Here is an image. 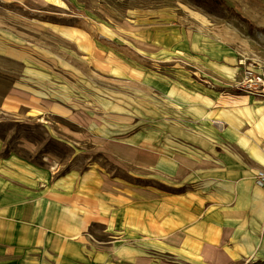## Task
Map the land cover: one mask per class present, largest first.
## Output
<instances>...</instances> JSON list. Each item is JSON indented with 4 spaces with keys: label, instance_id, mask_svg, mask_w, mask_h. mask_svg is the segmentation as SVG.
Segmentation results:
<instances>
[{
    "label": "rangeland",
    "instance_id": "rangeland-1",
    "mask_svg": "<svg viewBox=\"0 0 264 264\" xmlns=\"http://www.w3.org/2000/svg\"><path fill=\"white\" fill-rule=\"evenodd\" d=\"M221 1L0 0V156L91 193L94 250L116 257L122 246L149 264H194L165 254L164 242L148 237L144 221L151 208L160 209L154 207L160 199L184 192L182 181L196 176L195 166L178 174L174 156L195 163L204 156H240L233 143L246 132L237 135L234 127L246 125L264 149V132L226 101L245 95L234 86L240 55L264 63V0ZM225 29L247 46L223 36ZM138 43L153 49L142 51ZM9 48L30 58L12 59ZM11 91L28 96L16 110L3 108ZM46 102L90 122L52 112ZM253 102L264 113V105ZM109 142L152 152L156 164L125 161ZM134 215L146 230L137 238L117 224Z\"/></svg>",
    "mask_w": 264,
    "mask_h": 264
},
{
    "label": "crops",
    "instance_id": "crops-1",
    "mask_svg": "<svg viewBox=\"0 0 264 264\" xmlns=\"http://www.w3.org/2000/svg\"><path fill=\"white\" fill-rule=\"evenodd\" d=\"M236 74L240 75L238 67ZM230 96V109L245 110L247 124L253 120L264 132V113L252 106L256 100ZM242 132L245 140L234 138L233 143L240 156L189 161L197 170L195 178L182 181L186 190L166 194L154 205L160 209L147 213L148 237L158 235L165 254L194 264L264 263V185L254 179L264 170V149L252 140L258 133L250 126L234 127L237 135ZM155 198L156 194L150 197V206ZM93 200L91 193L76 192L73 180L51 182L32 165L0 156V264H149L151 260L134 248L118 246L117 258L94 250L88 237L96 221ZM100 218L105 219L101 214ZM141 222V216L134 215L121 217L117 224L137 238L146 232Z\"/></svg>",
    "mask_w": 264,
    "mask_h": 264
},
{
    "label": "bare ground",
    "instance_id": "bare-ground-1",
    "mask_svg": "<svg viewBox=\"0 0 264 264\" xmlns=\"http://www.w3.org/2000/svg\"><path fill=\"white\" fill-rule=\"evenodd\" d=\"M38 1V0H37ZM190 15L192 16L193 19H195L198 23H200L202 26H208V22L206 19H204L202 16H199L198 14H194L190 12ZM225 37L229 38L230 41L242 44L243 46H247V43L240 39L236 33H233L231 31H228L225 29L224 35ZM139 49L142 51H151V47L142 45L140 43L137 44ZM6 55L9 56L12 59H16L19 61H23L24 59H29L30 57L26 55L25 53L18 51L13 48H9L6 52ZM28 96L24 93H19L15 91H11L9 95L5 98V102L3 103V108L8 109V110H16L17 107L21 103H25L27 100ZM234 102H230L228 104H232ZM45 106L48 110L58 113V114H63L66 115L68 118L82 123V124H88L90 122V119L87 118L86 116L80 114V113H73L69 112L67 109L53 103L46 102ZM108 146L111 147L119 155L120 158L124 159L125 161H129L130 163L136 165V166H154L156 164V158L157 155L149 152V151H144V150H139L138 148L131 147L127 144H118L116 142H109L107 143ZM175 159L179 160L181 165L178 169V174H182L185 171V166L191 167L193 163H190L189 161H186L185 159L180 158L179 156H174ZM110 250V248H109ZM138 264H148V261H142V260H137ZM161 264H166V263H161Z\"/></svg>",
    "mask_w": 264,
    "mask_h": 264
},
{
    "label": "built area",
    "instance_id": "built-area-1",
    "mask_svg": "<svg viewBox=\"0 0 264 264\" xmlns=\"http://www.w3.org/2000/svg\"><path fill=\"white\" fill-rule=\"evenodd\" d=\"M240 57L237 62L240 80L234 86L240 93L252 97L264 105V63L242 55ZM256 179L258 185L264 184L263 173H260Z\"/></svg>",
    "mask_w": 264,
    "mask_h": 264
},
{
    "label": "trees",
    "instance_id": "trees-1",
    "mask_svg": "<svg viewBox=\"0 0 264 264\" xmlns=\"http://www.w3.org/2000/svg\"><path fill=\"white\" fill-rule=\"evenodd\" d=\"M213 1H216V2H218V3L223 4L221 0H213ZM255 264H264V263H255Z\"/></svg>",
    "mask_w": 264,
    "mask_h": 264
}]
</instances>
